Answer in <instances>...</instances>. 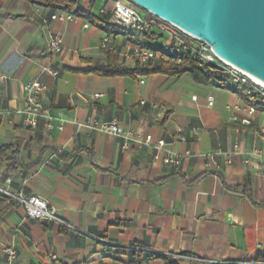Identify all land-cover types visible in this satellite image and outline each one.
<instances>
[{
    "label": "crops",
    "instance_id": "0c3cea01",
    "mask_svg": "<svg viewBox=\"0 0 264 264\" xmlns=\"http://www.w3.org/2000/svg\"><path fill=\"white\" fill-rule=\"evenodd\" d=\"M106 5L95 0L92 12L115 24ZM56 12L0 0V147L17 149L23 163L7 176L0 159V189L45 200L68 226L27 218L0 191V264H9L6 247L17 251L12 264H264V111L248 114L238 90L190 74L89 73L95 64L136 66L133 50L148 42L82 17L51 21ZM51 33L63 38L60 54L48 50ZM35 80L62 129L23 124L17 110ZM114 117L155 142L184 135L171 147L189 154L179 167L153 162L152 149H124L87 124Z\"/></svg>",
    "mask_w": 264,
    "mask_h": 264
},
{
    "label": "built area",
    "instance_id": "2783aa9c",
    "mask_svg": "<svg viewBox=\"0 0 264 264\" xmlns=\"http://www.w3.org/2000/svg\"><path fill=\"white\" fill-rule=\"evenodd\" d=\"M105 1L112 4L111 15L118 27L129 30L144 39V42L145 40L148 42L145 45L135 46L131 55L136 58L139 65L145 67L162 62L180 64L185 61H195L201 66H209L227 74L229 76V84L248 100V107L245 109L248 114H253L256 111V108L250 102H254L260 98L264 100V87L260 86L247 72L216 55L212 47L205 40L153 14L148 15L128 0ZM105 11L106 7L102 13ZM55 20L73 21L75 20V16L58 10L51 16V21ZM84 27H89V24H85ZM159 40L164 41L159 42ZM103 46L111 51L114 50L111 45L110 36L104 38ZM48 50L54 54L63 52V38L60 34H50ZM46 71L53 75L58 74V72L53 71L51 68H46ZM45 90L46 86L38 80L26 83L24 85V105L17 112L23 116V124L30 129H37L41 121H44L45 125L50 128L53 127L55 121H59V128L62 129L64 120L60 116L52 115L49 108L43 102L42 94ZM96 96H99V94ZM141 103L145 104V101ZM208 104L209 106L213 105V97H208ZM153 106L156 107V105ZM235 109L240 110L238 107H235ZM2 113L0 108V114ZM233 120H238V117L234 116ZM87 124L100 132L112 134L120 138L124 149L131 147L152 149L153 162H162L167 166L179 167L183 163L184 158L189 154H180L171 147L174 142L187 141L184 135L175 136L172 142H168L165 139L155 142L151 134L144 135L135 130L127 129L116 117L108 122H99L90 118L87 120ZM262 133L264 134V128H262ZM0 191L6 196L17 200L24 207L27 218L55 222L60 226H68L67 222L57 216L45 200L37 196H29L22 193L14 194L1 189ZM3 253L7 257L9 264H12L17 258V251L13 247L4 248ZM52 259L57 260L55 256H52Z\"/></svg>",
    "mask_w": 264,
    "mask_h": 264
},
{
    "label": "water",
    "instance_id": "95a60500",
    "mask_svg": "<svg viewBox=\"0 0 264 264\" xmlns=\"http://www.w3.org/2000/svg\"><path fill=\"white\" fill-rule=\"evenodd\" d=\"M264 83V0H128Z\"/></svg>",
    "mask_w": 264,
    "mask_h": 264
},
{
    "label": "trees",
    "instance_id": "16d2710c",
    "mask_svg": "<svg viewBox=\"0 0 264 264\" xmlns=\"http://www.w3.org/2000/svg\"><path fill=\"white\" fill-rule=\"evenodd\" d=\"M36 5L50 8L55 11H64L77 17L86 18L91 24L96 25L102 30L109 32H116L121 28L116 24H111L103 18L96 16L92 12V5L95 0H92L89 8H83L79 0H27ZM107 8L112 9V4L107 3ZM145 12V11H144ZM148 15L150 13L146 12ZM89 73H94L100 76H136V75H153L164 74L169 76H182L184 74H190L194 79L214 85L222 88H231L229 84V76L220 70L210 68L209 66H201L195 61H185L180 64L171 62H162L155 65L141 66L137 64L134 67L122 66V65H100L95 64ZM252 106L260 111H264V100L261 98L254 102H250ZM11 151V152H10ZM0 159L6 161V175H13L17 169L23 167V163L20 158L19 151L17 149H11L9 146L0 147ZM234 191L248 194V191L241 187L233 188Z\"/></svg>",
    "mask_w": 264,
    "mask_h": 264
},
{
    "label": "bare ground",
    "instance_id": "6f19581e",
    "mask_svg": "<svg viewBox=\"0 0 264 264\" xmlns=\"http://www.w3.org/2000/svg\"><path fill=\"white\" fill-rule=\"evenodd\" d=\"M250 75V74H249ZM251 76V75H250ZM260 86L264 87V83L251 76Z\"/></svg>",
    "mask_w": 264,
    "mask_h": 264
}]
</instances>
